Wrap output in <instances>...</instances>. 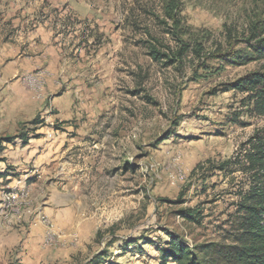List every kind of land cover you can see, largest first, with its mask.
Here are the masks:
<instances>
[{"label": "rangeland", "instance_id": "rangeland-1", "mask_svg": "<svg viewBox=\"0 0 264 264\" xmlns=\"http://www.w3.org/2000/svg\"><path fill=\"white\" fill-rule=\"evenodd\" d=\"M177 1L205 53L264 18V0ZM165 2L0 0V100L12 87L34 94L26 119L0 134V264H160L171 239L231 245L250 184L243 150L264 116L225 90L264 61H208L206 73L192 53L180 65L154 61L151 43L178 49ZM46 70L69 89L70 108L39 99ZM23 136L32 157L18 148L21 164L7 165L4 139L23 146Z\"/></svg>", "mask_w": 264, "mask_h": 264}, {"label": "trees", "instance_id": "trees-1", "mask_svg": "<svg viewBox=\"0 0 264 264\" xmlns=\"http://www.w3.org/2000/svg\"><path fill=\"white\" fill-rule=\"evenodd\" d=\"M162 11L165 19L162 24L167 29L166 33L177 43L178 49L165 53L152 43L147 49L148 55L164 66L180 65L190 53L197 59L199 69L205 73L209 70L208 61L232 66L264 61V18L250 22L247 37L242 40L236 39L227 30L226 47L217 45L212 52L205 53L201 43L205 36L192 32L182 24L177 0H166ZM239 44L244 46L236 49ZM198 73V70H194L193 81L201 78ZM229 90L246 95L245 105L250 115L264 116V70L238 78L227 85L225 91ZM23 138L22 144L26 145L27 136ZM4 141L11 142L9 138ZM242 155L245 161L242 167L250 175V184L241 194L231 245L206 244L191 249L186 244L171 239L167 246L157 249L160 264H218L220 261L224 264H264V130L257 131L249 138ZM180 214L185 219L196 221L189 214ZM104 256L98 257L97 263L105 261Z\"/></svg>", "mask_w": 264, "mask_h": 264}, {"label": "crops", "instance_id": "crops-1", "mask_svg": "<svg viewBox=\"0 0 264 264\" xmlns=\"http://www.w3.org/2000/svg\"><path fill=\"white\" fill-rule=\"evenodd\" d=\"M42 77L43 76H41L40 82L42 87L41 96L39 98L41 99V102L44 103L45 106L48 105L51 108L56 109L58 112L70 108L72 102L69 101V89L58 81V78L56 77V72H48L46 70L45 76L43 78ZM33 96L34 94H31L28 91L20 92L18 90L15 92L14 87H12L10 91H6L3 96V99L0 100V111H2L3 115L6 117L5 121L0 120V134H10L11 132L15 131L18 123H21L24 119H26L24 116H22L23 111L27 110L30 106H32L33 102L31 99H33ZM48 136H50V134H48ZM33 146L34 145H29V143L23 146L18 144V142H13L12 146L7 143L8 148L4 151L2 155V157L6 159L4 162H6L7 165H13V163H15V160L13 159L16 155V151L18 150V148H20V150L24 152L25 159L27 160L33 155ZM21 162L15 163L13 166L21 164ZM2 165H4L3 162H0L1 171H3L4 169V166ZM22 172L25 171L22 170ZM6 179L11 180V177L7 176Z\"/></svg>", "mask_w": 264, "mask_h": 264}, {"label": "built area", "instance_id": "built-area-1", "mask_svg": "<svg viewBox=\"0 0 264 264\" xmlns=\"http://www.w3.org/2000/svg\"><path fill=\"white\" fill-rule=\"evenodd\" d=\"M44 220H45L46 222H49V221H48L47 219H45V218H44Z\"/></svg>", "mask_w": 264, "mask_h": 264}]
</instances>
